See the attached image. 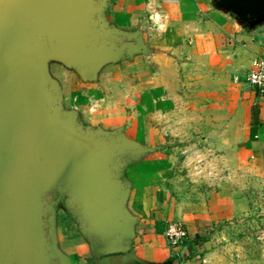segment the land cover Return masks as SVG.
<instances>
[{"label":"water","instance_id":"obj_1","mask_svg":"<svg viewBox=\"0 0 264 264\" xmlns=\"http://www.w3.org/2000/svg\"><path fill=\"white\" fill-rule=\"evenodd\" d=\"M105 2L0 0V264H69L52 234L55 198L65 201L97 264L117 255L113 264H143L130 250L136 219L125 208L122 171L156 148L83 127L60 109L44 64L52 55L92 80L103 64L146 51L138 33L99 18ZM211 5L248 30L264 25V0Z\"/></svg>","mask_w":264,"mask_h":264},{"label":"rangeland","instance_id":"obj_2","mask_svg":"<svg viewBox=\"0 0 264 264\" xmlns=\"http://www.w3.org/2000/svg\"><path fill=\"white\" fill-rule=\"evenodd\" d=\"M159 4V0H106L99 18L114 27L116 14L126 11L125 26L115 28L138 33L146 51L103 64L92 80L83 79L55 56L45 57L46 73L61 92L59 107L74 112L83 127L121 131L127 142L156 148L142 159L158 162L161 171L154 185L170 209L180 205L189 210L214 193L233 188L245 198L244 211L213 221L204 227V235H191L182 245L199 242L207 263L264 264V178L243 165L242 125L234 112L237 88L246 86V72L236 68L230 73L211 72L186 55L171 57L173 49L163 44L166 34L156 26L164 18L157 12ZM136 16L140 23H135ZM142 91H150L154 98L169 92L174 112L164 122L157 116L140 124L137 101ZM51 222L57 252L69 264H90L92 247L62 198L53 202ZM175 222L163 224L166 228ZM163 241L167 248L174 247Z\"/></svg>","mask_w":264,"mask_h":264},{"label":"crops","instance_id":"obj_3","mask_svg":"<svg viewBox=\"0 0 264 264\" xmlns=\"http://www.w3.org/2000/svg\"><path fill=\"white\" fill-rule=\"evenodd\" d=\"M159 2L157 12L164 18L156 26L166 34L163 44L173 49L171 57L186 55L204 63L211 72L223 70L230 73L236 68L246 75L254 59H264V25L254 30L243 28L229 14L215 10L211 0ZM116 16L114 27L123 28L122 17L129 18V15L125 11ZM136 17L135 23H140ZM238 87L234 112L237 123L242 125L241 160L247 169L264 178V90L250 86L247 81L246 86ZM151 96L150 91L139 94L140 124L157 116L164 122L176 108L169 92L163 97ZM158 109L160 111L156 112ZM160 171L158 162L150 158L134 162L122 171L123 179L129 184L125 208L136 219L130 240L133 257L143 264H213L205 260L199 242L189 241L167 248L164 233L171 223L165 228L163 221H178L173 224L184 225L188 237L197 238L204 235V227L213 221L232 219L239 211H244L245 198H239L233 188H225L192 205L189 210L180 205L170 209L163 199H159L157 191L160 189L154 185Z\"/></svg>","mask_w":264,"mask_h":264},{"label":"built area","instance_id":"obj_4","mask_svg":"<svg viewBox=\"0 0 264 264\" xmlns=\"http://www.w3.org/2000/svg\"><path fill=\"white\" fill-rule=\"evenodd\" d=\"M246 81L250 86L264 90V59L257 58L251 62ZM164 236L167 242L174 247L182 245L189 238L187 230L179 224L169 225Z\"/></svg>","mask_w":264,"mask_h":264},{"label":"flooded vegetation","instance_id":"obj_5","mask_svg":"<svg viewBox=\"0 0 264 264\" xmlns=\"http://www.w3.org/2000/svg\"><path fill=\"white\" fill-rule=\"evenodd\" d=\"M49 230L47 229V234H46V236H48V232ZM111 257V256H110ZM113 258L112 259H110V263L109 264H113V262H116V260H118L119 259V257H118V255L117 256H112ZM97 259L95 258V257H93L92 256V258H91V261H90V264H97ZM118 262V261H117ZM116 262V263H117ZM50 264H58V262H57V260H52L51 262H50ZM129 264H134L132 261H130L129 262Z\"/></svg>","mask_w":264,"mask_h":264}]
</instances>
